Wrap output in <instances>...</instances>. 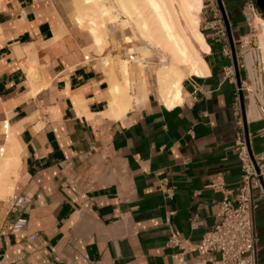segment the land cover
<instances>
[{"label":"crops","instance_id":"0c3cea01","mask_svg":"<svg viewBox=\"0 0 264 264\" xmlns=\"http://www.w3.org/2000/svg\"><path fill=\"white\" fill-rule=\"evenodd\" d=\"M220 2L236 43L248 29L244 0ZM202 8L201 23L211 18ZM62 14L59 0H0V166L14 171L0 197V264H216L219 253L197 245L223 195L237 193V134L264 152V110L243 91L242 118L236 75L224 74L232 57L202 33L207 70L183 78L180 103L167 107L151 78H134L129 108L107 116L111 78L122 83V73L85 55ZM254 205L264 264L257 192ZM18 217L26 226L10 233Z\"/></svg>","mask_w":264,"mask_h":264},{"label":"bare ground","instance_id":"6f19581e","mask_svg":"<svg viewBox=\"0 0 264 264\" xmlns=\"http://www.w3.org/2000/svg\"><path fill=\"white\" fill-rule=\"evenodd\" d=\"M71 4L74 9L73 22L79 27L86 26L92 41L91 47L96 51L100 52L109 42L110 27L116 25L123 31L127 30L128 35H124L122 43L112 41L114 47L121 44L126 48L139 43L160 53V65L151 73L146 71V64L142 65L135 59L132 63L114 56L108 59L110 73L113 74V70L119 68L123 82L111 78L107 116H121L129 108L133 99L129 91L134 78H141L144 84L147 78H151L161 101L167 107H172L181 101L183 78L191 74L202 75L207 70L201 53L209 49L198 27L202 4L205 8L203 0H72ZM254 26L258 30V43L264 63V21L256 17ZM165 55L167 60L164 59ZM251 112L258 116L256 105L253 104ZM13 172L8 160H5L0 177L3 185L0 197L10 191L8 176Z\"/></svg>","mask_w":264,"mask_h":264},{"label":"built area","instance_id":"2783aa9c","mask_svg":"<svg viewBox=\"0 0 264 264\" xmlns=\"http://www.w3.org/2000/svg\"><path fill=\"white\" fill-rule=\"evenodd\" d=\"M205 13H210V19L204 20L201 28L207 40L220 44L221 54L231 58L232 51L229 44L225 16L220 5V0H203ZM241 14L247 25V32L255 31L254 19L261 18L264 14L256 5L255 0H244ZM239 41V40H238ZM233 44L234 41H233ZM131 60V56L129 58ZM224 74L235 79L233 65L224 68ZM242 92L245 90L241 82ZM235 149L241 163L242 175L235 196L224 194L219 202L217 219L211 233L203 238L197 245L200 253L214 250L220 257L216 264H256V234L254 231V193L257 192L264 201V152L253 155L247 144L244 132L237 134ZM215 184H211V186ZM220 187V185H217ZM24 202L19 197L15 205ZM27 220L23 217L14 219L7 225L10 233H19L26 226ZM33 238V235L30 236ZM176 240H173L175 243Z\"/></svg>","mask_w":264,"mask_h":264},{"label":"rangeland","instance_id":"374dc122","mask_svg":"<svg viewBox=\"0 0 264 264\" xmlns=\"http://www.w3.org/2000/svg\"><path fill=\"white\" fill-rule=\"evenodd\" d=\"M59 2L61 10L63 11L61 19L68 29L65 30L77 36L80 45L83 47L84 54L89 57H95L99 61L100 66L103 67V62L109 68L108 59L113 58V56L126 59L129 63H132L135 59L142 65L146 64L147 66L145 68L150 71L160 65V53L146 48L142 44H130L126 48L120 44L114 47L111 42L112 40L117 43H122L124 35H128L127 30L123 31L116 25L110 27V33H108L110 42H107L100 52L96 51L90 47L91 38L87 35L86 26L78 27L73 22L72 13L74 9L71 4L72 0H59ZM240 7L241 3L238 6L236 5V11L239 12ZM201 16L198 26L200 31L204 25L203 22L201 23ZM238 40L235 43L239 60L237 63L244 73V80L242 81L245 87L244 92L248 96V100L251 98L252 103L255 102L254 104L260 105L264 110V63L258 43V30L252 31L251 33L246 32ZM130 56L131 60L129 59ZM165 56L164 59L167 60V55ZM141 59L145 61L143 62Z\"/></svg>","mask_w":264,"mask_h":264},{"label":"water","instance_id":"95a60500","mask_svg":"<svg viewBox=\"0 0 264 264\" xmlns=\"http://www.w3.org/2000/svg\"><path fill=\"white\" fill-rule=\"evenodd\" d=\"M255 2H256V5L258 6V8L264 14V0H255ZM219 3L221 5V2H219ZM222 10H223V8H222ZM224 16H225V13H224ZM226 28H227V32H228L229 44L231 46V51H232V61H233V66L235 69V75H236V80H237L238 98H239V102H240V106H241L242 118L245 120L244 96H243V92L241 90V82L239 80V72L237 69V60H236V55H235L234 44H233V40L231 38L230 30H229L227 23H226Z\"/></svg>","mask_w":264,"mask_h":264}]
</instances>
